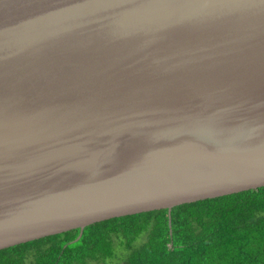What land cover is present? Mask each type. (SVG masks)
<instances>
[{"label": "water", "instance_id": "obj_1", "mask_svg": "<svg viewBox=\"0 0 264 264\" xmlns=\"http://www.w3.org/2000/svg\"><path fill=\"white\" fill-rule=\"evenodd\" d=\"M264 186V0H0V250Z\"/></svg>", "mask_w": 264, "mask_h": 264}, {"label": "trees", "instance_id": "obj_2", "mask_svg": "<svg viewBox=\"0 0 264 264\" xmlns=\"http://www.w3.org/2000/svg\"><path fill=\"white\" fill-rule=\"evenodd\" d=\"M0 250V264H264V186Z\"/></svg>", "mask_w": 264, "mask_h": 264}]
</instances>
